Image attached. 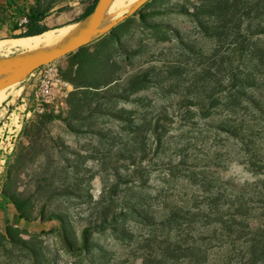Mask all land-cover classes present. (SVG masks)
<instances>
[{
	"label": "rangeland",
	"instance_id": "obj_1",
	"mask_svg": "<svg viewBox=\"0 0 264 264\" xmlns=\"http://www.w3.org/2000/svg\"><path fill=\"white\" fill-rule=\"evenodd\" d=\"M65 1L73 0H39L45 10V18L50 16L49 10L55 4L61 5ZM197 1L148 0L139 9L142 14H150L147 16L148 25H143L139 13L128 15L120 22L131 17L134 19L126 30L121 31V42L103 46L101 41L118 22L109 31L98 35L100 39L94 38L85 53L65 56L41 67L6 91L0 105L1 139L8 136V117H12L14 111L15 115L20 113L24 116L27 122L23 135L3 163L7 179L4 190L22 205L28 219L25 220L26 227L12 226V233L17 240L36 237L42 241L39 246L44 248L50 264H72L82 258L87 262L89 255L71 250L68 242L79 248L82 229L93 217L94 209L100 207L103 196L115 199L121 192L136 188L146 190L153 197L161 193L160 200L154 201L160 210L171 204L183 206L188 197L202 189L182 176L185 172L181 169H188L185 174L192 176L210 171L218 153L223 156L222 166L225 167L221 175L224 183L242 186L246 181H259L264 184V174L257 173L248 164L247 157L240 154V146L229 140L226 133L215 129L218 118L204 119L199 100L193 101L195 95L186 90V85L194 81L203 68L210 67L218 42L198 29L192 13H173L165 9L175 4L191 8L188 4ZM156 23L162 26L155 27ZM53 31L60 34V30ZM22 32L10 38L20 36ZM259 37L264 39V35ZM24 52L4 47L0 57ZM114 74H119L122 80L109 87L108 92L113 97L108 99L100 98L105 94L96 95V90L77 88L85 78L97 84ZM144 74L148 75L147 81L139 85V89L131 87L132 80ZM176 83H181V88L175 87ZM75 92L83 94L74 95ZM77 99H83L85 103L79 106ZM186 99L195 105H184ZM108 111L146 120L156 117L158 112L167 114L160 129L165 144L159 145L154 136L147 134V151L140 155V158H145L139 163L141 177L133 174L137 167L132 166L131 157L120 156L115 151L104 160L102 154L108 148L103 145L109 139L104 140L103 135L110 138L123 135L126 143L130 133L122 132L121 127L133 128L131 123L100 114ZM44 114L55 117L45 123L46 129L41 134L39 145L31 149L29 135L32 132L29 128L37 124L42 119L39 116ZM73 115L82 119L71 118ZM137 123L141 124V119ZM155 126L154 123L151 128ZM262 141L264 148V138ZM9 145L10 142L3 144L4 147ZM26 151L30 155L25 156ZM170 160L177 163L179 173L171 170ZM182 162L186 165L180 166ZM119 174L128 180L121 182ZM115 185L119 187L113 191ZM121 202L115 207L117 212H122ZM250 205L258 207V203ZM52 213L65 216L70 223L65 226L58 219L44 222L42 218ZM134 218H119L118 232L108 228L93 233L90 243L107 251L105 264H141L140 254L135 248L142 230ZM250 222L257 226L263 220L254 218ZM7 227L11 226H4L0 221V264H29L21 247L8 240Z\"/></svg>",
	"mask_w": 264,
	"mask_h": 264
},
{
	"label": "trees",
	"instance_id": "obj_2",
	"mask_svg": "<svg viewBox=\"0 0 264 264\" xmlns=\"http://www.w3.org/2000/svg\"><path fill=\"white\" fill-rule=\"evenodd\" d=\"M98 2L99 0H93L86 5L72 23L92 13ZM188 5L191 8L175 4L167 7L165 11L192 13L198 29L204 35L216 39L218 47L211 56L210 67L206 70L203 68V72L186 85V90L195 95L193 101L199 100L202 117L218 118L215 129L226 133L229 140H234L235 145L240 146V154L247 157L248 164L254 167L257 173L264 174L261 172H264V97L261 96L264 94V39L259 37L264 35V0H198ZM137 13L140 14L143 25H148L147 16L150 14H142L140 10L135 14ZM26 17V29L20 36L12 38L37 36L52 30L44 23L45 10L41 6L31 8ZM133 19L131 17L120 22L106 34L101 39L103 46L121 42V31L126 30ZM154 26L161 27L162 24L156 23ZM89 44L67 56L85 53ZM147 76H136L131 82V87L139 89V85L147 81ZM121 80L119 74L106 77L97 84H92L85 78L82 83H78L77 88H85L83 91L96 90V95L104 93L100 98L108 99L113 97L108 92L109 87ZM181 85L176 83L175 87L181 88ZM77 94L82 95L83 92H75L74 95ZM222 94L225 96L221 97ZM193 101L186 99L183 103L194 106ZM77 103L80 106L85 100L77 99ZM100 114L112 115L119 121L133 125L130 129L121 127L122 132L130 133L126 143L123 135L118 134V137L111 138L103 135L104 140L109 139L103 145L108 148L102 154L104 160L115 151L120 156L131 157L132 166L137 167L133 174L141 177L139 163L145 158H140V155L147 151V134L154 136L159 145L165 144L160 129L167 114L158 112L156 117L149 120L135 118L134 115L127 118L123 114H113L112 111ZM40 117L42 119L29 128L32 132L29 135L31 149L39 145L41 134L46 129L45 123L51 121L55 115L44 114ZM71 118L82 119L76 115ZM138 119H141V124L137 123ZM154 123L156 126L151 128ZM116 138H119L118 142ZM28 154L30 155V152L26 151L25 156ZM222 160L223 156L218 153L211 170L199 175H188L185 174L188 169H181L185 172L182 176L202 189L200 193L188 197L183 206L179 203L171 204L160 210L154 201L158 200L159 196L162 197L161 193L153 197L146 190L136 188L121 192L115 199L113 196L110 199L103 196L100 207L94 209L91 214L93 217L82 229V243L79 248H74L72 242H68L71 250L89 255L88 260L85 262L82 258L72 264H105L107 251H104V247L90 243L93 233L108 228L118 232V219L131 216L136 217L134 220L142 230L135 248L136 253L140 254L141 264H264V192L261 191L264 190V184L259 181H246L242 186L224 183L221 171L225 166H222ZM168 165L172 171H179L176 162L170 160ZM182 165L185 166L186 162H182L180 166ZM118 177L121 182L128 180L122 174ZM118 187L115 185L113 191ZM5 194L15 204L21 217L28 220L22 205L14 201L7 191ZM120 201L123 203L122 212H117L115 207ZM250 203H258V207H253ZM254 218H261L263 222L254 226L250 222ZM42 219L44 222L58 219L65 226L70 223L65 216L55 213ZM13 230L12 226L7 227L6 236L12 243L21 247L23 257L29 264H50V258L44 253V248L39 246L42 241L36 237L17 240ZM123 234L126 235L127 232L124 231ZM93 248L97 250L94 251Z\"/></svg>",
	"mask_w": 264,
	"mask_h": 264
},
{
	"label": "water",
	"instance_id": "obj_3",
	"mask_svg": "<svg viewBox=\"0 0 264 264\" xmlns=\"http://www.w3.org/2000/svg\"><path fill=\"white\" fill-rule=\"evenodd\" d=\"M123 0H99L95 9L84 19L65 27V31L52 43L34 53H21L0 57V80L16 75H30L91 42L98 35L109 31L126 16L137 12L148 0H142L134 9L115 18L111 15Z\"/></svg>",
	"mask_w": 264,
	"mask_h": 264
},
{
	"label": "crops",
	"instance_id": "obj_4",
	"mask_svg": "<svg viewBox=\"0 0 264 264\" xmlns=\"http://www.w3.org/2000/svg\"><path fill=\"white\" fill-rule=\"evenodd\" d=\"M83 2V3H82ZM86 0L65 1L61 5H54L50 10V16L44 23L52 30H62L73 22L82 12ZM39 0H0V41L10 38L24 31V19L31 8H38ZM101 36L97 37L100 39ZM90 43V42H89ZM6 161L0 156V220L5 226L26 227L27 222L20 215L12 200L5 194ZM30 228V227H29ZM31 229V228H30Z\"/></svg>",
	"mask_w": 264,
	"mask_h": 264
},
{
	"label": "bare ground",
	"instance_id": "obj_5",
	"mask_svg": "<svg viewBox=\"0 0 264 264\" xmlns=\"http://www.w3.org/2000/svg\"><path fill=\"white\" fill-rule=\"evenodd\" d=\"M142 0H123L118 9L111 15L115 18L125 12L134 9L137 5L141 3ZM65 31V28L60 30V34ZM59 35L55 31L51 30L42 35L31 36V37H16L8 38L0 41V51L4 47H9L10 49H20L27 53L38 52L43 44H50L54 42ZM26 75H16L10 76L0 80V105L5 99V93L17 83H19Z\"/></svg>",
	"mask_w": 264,
	"mask_h": 264
},
{
	"label": "built area",
	"instance_id": "obj_6",
	"mask_svg": "<svg viewBox=\"0 0 264 264\" xmlns=\"http://www.w3.org/2000/svg\"><path fill=\"white\" fill-rule=\"evenodd\" d=\"M93 0H86L85 2V6L88 5L89 3H91ZM28 19L27 17L24 19L23 23H27ZM16 111H14L11 115L12 117H8L10 122H9V128L8 130L5 129L4 131L8 133V136L6 137V139H1L2 137L0 136V156L1 159L6 161L11 152L14 150V147L17 144V141L19 138H21L20 136L23 135L24 129L26 127V121L24 120V116H21L20 113H18V115H15ZM14 115V116H13ZM5 132L3 134V136L5 135ZM11 138V139H9ZM7 142H10V145L7 147H4L3 144H6Z\"/></svg>",
	"mask_w": 264,
	"mask_h": 264
}]
</instances>
